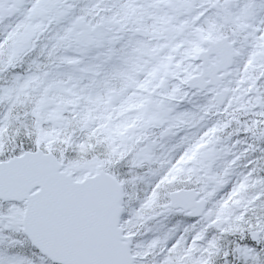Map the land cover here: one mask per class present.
Segmentation results:
<instances>
[{
	"label": "snow or ice",
	"instance_id": "1",
	"mask_svg": "<svg viewBox=\"0 0 264 264\" xmlns=\"http://www.w3.org/2000/svg\"><path fill=\"white\" fill-rule=\"evenodd\" d=\"M0 264H264V0H0Z\"/></svg>",
	"mask_w": 264,
	"mask_h": 264
}]
</instances>
